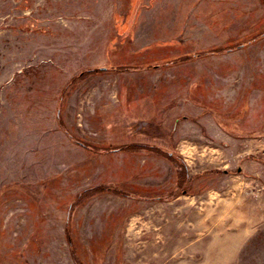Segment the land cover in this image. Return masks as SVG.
Wrapping results in <instances>:
<instances>
[{"label": "rangeland", "instance_id": "374dc122", "mask_svg": "<svg viewBox=\"0 0 264 264\" xmlns=\"http://www.w3.org/2000/svg\"><path fill=\"white\" fill-rule=\"evenodd\" d=\"M0 264H264V0H0Z\"/></svg>", "mask_w": 264, "mask_h": 264}, {"label": "trees", "instance_id": "16d2710c", "mask_svg": "<svg viewBox=\"0 0 264 264\" xmlns=\"http://www.w3.org/2000/svg\"><path fill=\"white\" fill-rule=\"evenodd\" d=\"M117 69H122L121 67H116ZM124 68H127V67H124ZM102 69H106V67H101V68H90V69H88L87 71L88 72H99V71H101ZM79 142L81 143V144H86V143H84V142H82V141H80L79 140ZM151 148V149H156V150H158V151H160V149L159 148H157V147H155V146H149V145H147V144H143V143H131V144H126V145H120V147H118L117 149H113L114 151H117V150H130V149H136V148ZM161 152V151H160ZM100 187L101 188H105V186H103V185H100ZM107 188H109V189H111V190H113L114 192H116V193H119V194H124V191L123 190H121V189H119L118 187H112V186H109V187H107Z\"/></svg>", "mask_w": 264, "mask_h": 264}, {"label": "water", "instance_id": "95a60500", "mask_svg": "<svg viewBox=\"0 0 264 264\" xmlns=\"http://www.w3.org/2000/svg\"><path fill=\"white\" fill-rule=\"evenodd\" d=\"M240 170V169H239Z\"/></svg>", "mask_w": 264, "mask_h": 264}]
</instances>
